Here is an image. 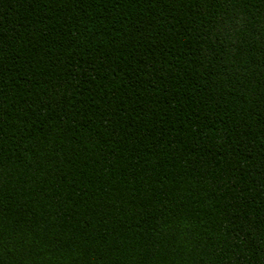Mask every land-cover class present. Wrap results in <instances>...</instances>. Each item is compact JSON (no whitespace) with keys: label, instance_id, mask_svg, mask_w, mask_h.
I'll return each instance as SVG.
<instances>
[{"label":"trees","instance_id":"obj_1","mask_svg":"<svg viewBox=\"0 0 264 264\" xmlns=\"http://www.w3.org/2000/svg\"><path fill=\"white\" fill-rule=\"evenodd\" d=\"M0 264H264V0H0Z\"/></svg>","mask_w":264,"mask_h":264}]
</instances>
